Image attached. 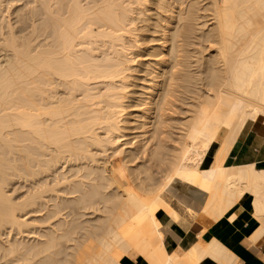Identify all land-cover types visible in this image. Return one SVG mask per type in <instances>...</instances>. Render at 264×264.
<instances>
[{
	"label": "bare ground",
	"instance_id": "obj_1",
	"mask_svg": "<svg viewBox=\"0 0 264 264\" xmlns=\"http://www.w3.org/2000/svg\"><path fill=\"white\" fill-rule=\"evenodd\" d=\"M39 2L0 29V229L54 227L29 247L0 244L16 255L0 264H264V148L243 159L241 144L251 125L264 134V0ZM78 161L80 182L58 172ZM50 173L66 188L35 179L24 200L8 193L14 176ZM247 208L257 227L235 248L209 233ZM88 209L104 215L81 221Z\"/></svg>",
	"mask_w": 264,
	"mask_h": 264
},
{
	"label": "rangeland",
	"instance_id": "obj_2",
	"mask_svg": "<svg viewBox=\"0 0 264 264\" xmlns=\"http://www.w3.org/2000/svg\"><path fill=\"white\" fill-rule=\"evenodd\" d=\"M2 1H4L3 3H1L2 4V8H3V10H4V12H3V14H2V16H1V18H0V29H2V31L3 32H5V33H7V31L9 32V22H11L14 26H18V28L19 27H23V24H24V22L22 21H20V20H23L25 17V19H27V16H29L28 14H30V12H31V10H33V8L34 7H37V6H39L38 4L40 3L39 2V0H20L19 2L17 1H14V2H9V0H2ZM41 1V0H40ZM91 2L92 0H85V2ZM185 1V0H184ZM35 3V4H34ZM1 4H0V6H1ZM24 4V5H23ZM41 4V3H40ZM5 5V6H4ZM10 5V6H9ZM35 5V6H34ZM32 6V7H31ZM41 6V5H40ZM19 7V8H18ZM32 9H31V8ZM2 8H0V9H2ZM18 9H20V10H18ZM25 9V10H24ZM36 9V8H35ZM37 9H39V8H37ZM2 10V11H3ZM28 10H30V12L28 11ZM27 11V12H26ZM26 12V13H25ZM25 13V14H24ZM4 14L6 15V16H4ZM19 15H20V17H19ZM23 15H25V17H23L22 18V16ZM27 15V16H26ZM18 16V17H17ZM41 16V15H40ZM6 18V19H5ZM19 18V19H18ZM21 18V19H20ZM3 19V21H1ZM7 19H9V20H7ZM25 19H24V21H25ZM44 20V19H43ZM42 19H41V17H39L38 18V20H36V22L37 21H43ZM8 21V22H7ZM20 21V22H19ZM27 21V23H29L28 21H30V19L29 20H26ZM31 22V21H30ZM8 23V24H7ZM22 23V24H21ZM39 23V22H38ZM37 23V24H38ZM20 25V26H19ZM17 26L15 27L16 29H18L17 28ZM4 29H3V28ZM6 29V30H5ZM28 32V30L26 31V33ZM207 53V55H208V53H209V51H207L206 52ZM78 94V93H77ZM80 95V94H79ZM78 95V96H79ZM79 97H81V96H79ZM187 105L186 104H182V105H179V108L178 107H176V112H177V116H179L180 118H186V113L184 112V110L182 109V108H185V109H187ZM171 126V125H170ZM169 128V129H168ZM167 129L168 130H170V134H164V136L165 137H167L168 139H169V143L170 144H176V139H178V131L176 130V129H173V128H170V127H168ZM102 131V130H101ZM103 133H104V129H103V131H102ZM130 138V137H129ZM131 138H132V136H131ZM130 138V139H131ZM99 146H96V145H93L92 146V149H94V153H95V157L98 159V160H100V162H95V163H93V162H90V164L91 165H96V168H98V170H99V168L100 169H102V161H104L103 159H104V153H102V150L101 149H99V148H101V147H99ZM110 152V153H109ZM112 152H113V149L110 151H108V154H112ZM141 154V153H140ZM140 154H139V157H141V158H139L140 160L142 159V163L144 164L145 163V165L146 166H150L151 165V163L149 162V161H147L146 160V158H143L144 157V155H142L141 154V156H140ZM116 156V155H115ZM110 157V159H113L114 160V158H116V157ZM101 163V165H99V164ZM104 163V162H103ZM87 164H89V163H87ZM150 164V165H149ZM85 166V163L84 162H82V161H78V163H76L75 164V166H71L70 167V165H67V167H65V168H63V167H61L60 166V169H59V173L60 174H64L65 176H68L69 177V179H71V178H73L72 177V175L74 174V173H78V176L79 177H74L75 179H73L74 181H79V180H81V179H83V178H81L80 176L81 175H85V173H86V170L85 169H83V167ZM98 166V167H97ZM100 166V167H99ZM164 167H162V168H160V169H156L155 170V174L157 175H155L154 174V179H155V183L154 182H151V183H153V185L155 186V187H157V185L159 184L160 185V183L162 182V179H163V175H164V173L162 172V169H163ZM85 170V171H81V170ZM81 171V172H80ZM100 172V171H99ZM58 173V174H59ZM53 173H50L49 174V178H47L48 176H45V175H40V177H37V176H35V178H34V180L32 179L33 178V176H32V178H30L28 175L26 176L25 174V177L23 178V174H20V175H22V176H19V175H17L16 177V179H15V176H14V179L12 180L11 179V183H12V185L10 184V186H9V190H8V193L9 194H11V196H12V198L15 200V201H19V199L20 200H24L23 198L25 197L26 198V196H28L27 194H30L33 190H34V187H35V184H36V182H38V180H40L41 182L42 181H44V182H50V181H53V179L55 178V174L56 173H54L53 175H52ZM18 176H19V179H18ZM61 176V175H60ZM63 176V175H62ZM71 176V177H70ZM155 176L157 177V178H155ZM20 177H22V178H20ZM40 178V179H39ZM37 181H36V180ZM42 179V180H41ZM47 181H46V180ZM87 179V178H86ZM154 179H152V180H154ZM159 180V181H158ZM36 181V182H35ZM83 181H85V180H82L81 182H83ZM87 181H89V179L87 180ZM91 181V180H90ZM90 181L89 182H87L88 184L90 183ZM33 182V183H32ZM80 182V181H79ZM92 182V181H91ZM159 182V183H158ZM51 183V182H50ZM85 183H86V181H85ZM93 183V182H92ZM92 183H90V185L87 187V185H85V189H87V188H91V184ZM54 184H55V179H54V181L52 182V184H51V186L52 187H54L55 189H61L62 187H64V188H66L65 186H67L66 184H65V186H64V184H60V185H57V186H54ZM68 184V183H67ZM73 184V183H72ZM71 184V185H72ZM8 186V185H7ZM33 186V187H32ZM67 188H70V187H67ZM33 189V190H32ZM63 189V188H62ZM102 191L104 190V189H102V188H100ZM11 190V191H10ZM31 191V192H30ZM104 191H108V190H104ZM103 191V192H104ZM77 194V193H76ZM76 194H65L64 192H62V191H60V192H57V191H51V192H49L48 193V195H49V198H50V196H55V197H52V198H50V199H56V197L58 196L59 197V199H58V197H57V203H59L58 201H61V202H63L61 199H63V197H65V199H64V202L66 201V199H68L69 197H79V196H77ZM47 195V196H48ZM78 195H80V193L78 194ZM81 196V195H80ZM23 197V198H22ZM61 197V198H60ZM67 197V198H66ZM70 199V198H69ZM45 201V200H44ZM48 201V200H47ZM55 202V200H52L51 202H50V204L53 206V203ZM56 204V203H55ZM28 209V208H27ZM31 209V208H30ZM29 210V209H28ZM20 211H22V210H18L17 212H18V214L19 215H22V216H20V218H22V219H26L27 221H31L32 222V220L34 219V218H38V217H42L43 215H44V211L43 212H39V213H29V214H27L26 213V211H25V213L23 212H21V214H20ZM83 212H84V210H83ZM85 212H86V215L85 216H81V221H83V220H85V219H93V218H97V217H99L100 215H104V213L103 212H100V211H94V209H88V210H85ZM54 220H52L51 222L52 223H54L53 222ZM30 223V222H29ZM7 227H9V226H7ZM53 227L54 226H51L50 225V223H48V222H40V221H36V222H34V224L32 225V227H28V231L26 230V232H24V233H20L19 231H21V230H19L18 231V229L17 230H15V228H12L11 229V227H9V228H6V230H4V229H0V244L1 245H7V246H9V244L11 243V242H17V243H19L20 245H21V247H29L30 246V244H37V243H39L40 241H43V240H45L46 238L45 237H43V236H41L40 235V232L41 231H44V232H46V233H48V231H50L51 230V228L53 229ZM4 228V227H3ZM8 229H11V230H8ZM2 230V231H1ZM24 230V229H23ZM23 230H22V232H23ZM24 230V231H25ZM32 231V232H31ZM14 242V243H15ZM64 243H65V241H63ZM67 246H69V242L68 243H65ZM262 245V244H261ZM70 246H71V244H70ZM262 247V246H261ZM69 250H71V249H69ZM68 250V251H69ZM16 255H7L6 253H5V251L4 250H0V263H6V262H9V261H11V259H13L14 257H15ZM128 260H129V262H127V263H129L130 264V261H131V264H132V262H133V260H134V258L131 256V255H127V257H126Z\"/></svg>",
	"mask_w": 264,
	"mask_h": 264
},
{
	"label": "crops",
	"instance_id": "obj_3",
	"mask_svg": "<svg viewBox=\"0 0 264 264\" xmlns=\"http://www.w3.org/2000/svg\"><path fill=\"white\" fill-rule=\"evenodd\" d=\"M262 130H263V127L261 125H259V126L251 125L247 129L244 137H242V139H241V144H243V145L247 144L248 145L246 147L248 149L247 152L250 155H248L249 158H243V159H252L254 157H258L259 154L263 151V148H264V134L262 133ZM257 148H258V150H256ZM241 205H242V203H240L239 206L236 209H239ZM161 216H162V218H164V213L161 214ZM239 224H242V225H239ZM231 226L232 227H230V226H228L226 224L225 226H223L221 228H217V226L215 224H212V226L211 225L209 226L208 231H209L210 234H214L215 233V235H217V236H220L221 233H222L221 237L224 239V241H226V244L229 243L230 247L235 248L238 243L242 242V239H244V238H246V237H248V236H250L252 234V232L257 227V223H256V221L253 220V218L251 217L250 210L247 208L246 211L242 212V214H240V216L233 222V224H231ZM224 227L229 229L227 231V233H225V234H223L224 230L221 231ZM233 227L235 229H232ZM235 231L236 232L238 231V233H236L238 235L233 234ZM230 235H231L232 238L230 237ZM233 236H234V238H233ZM239 236H241V237H239ZM235 238L237 239V241H236ZM170 239H171V236H170ZM258 241L259 242H257V245L260 247V249L264 253V236L262 238H260ZM169 247L173 248L174 247V243L170 242L169 243ZM201 264H218V263L213 261L212 259L206 258ZM246 264H250V263H246Z\"/></svg>",
	"mask_w": 264,
	"mask_h": 264
},
{
	"label": "snow or ice",
	"instance_id": "obj_4",
	"mask_svg": "<svg viewBox=\"0 0 264 264\" xmlns=\"http://www.w3.org/2000/svg\"><path fill=\"white\" fill-rule=\"evenodd\" d=\"M231 218V217H230Z\"/></svg>",
	"mask_w": 264,
	"mask_h": 264
}]
</instances>
